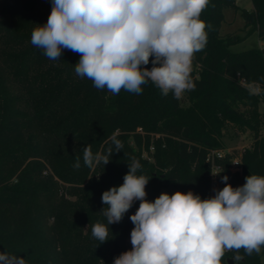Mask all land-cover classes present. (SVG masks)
I'll list each match as a JSON object with an SVG mask.
<instances>
[{
    "label": "trees",
    "instance_id": "16d2710c",
    "mask_svg": "<svg viewBox=\"0 0 264 264\" xmlns=\"http://www.w3.org/2000/svg\"><path fill=\"white\" fill-rule=\"evenodd\" d=\"M253 9H242L244 34H222L226 8L239 9L236 0H209L201 14L207 44L196 52L191 78L195 90L179 100L161 94L151 81L142 93L121 90L113 95L98 90L88 78L75 73L78 53L62 52L59 61L31 44V33L46 24L52 0H0V252L23 257L26 264H114L132 250L130 216L108 226V240L92 235L96 223L107 226L102 209L103 192L123 184L128 163L142 165L137 175L149 180L145 191L150 202L165 187L212 198V151L225 150V132H249L251 142L240 152L215 157L221 177L233 188L248 175L264 176V0H252ZM256 33L261 46L242 51L231 47ZM150 62L147 67L152 68ZM256 82L261 91L250 95ZM142 128L158 142L154 160L143 157ZM116 135L123 149L107 165H84L83 149L104 152ZM239 154L241 170L233 171ZM80 157V168L73 167ZM53 219V221H51ZM73 247V249H71ZM234 252H226L221 264ZM243 254V250H241ZM235 264V262H234ZM241 264H264L260 254L245 256Z\"/></svg>",
    "mask_w": 264,
    "mask_h": 264
},
{
    "label": "clouds",
    "instance_id": "9594fccd",
    "mask_svg": "<svg viewBox=\"0 0 264 264\" xmlns=\"http://www.w3.org/2000/svg\"><path fill=\"white\" fill-rule=\"evenodd\" d=\"M209 0H52L46 24L31 33V44L44 55L59 61L64 50L80 55L75 73L88 78L98 90L117 95L123 89L141 94L151 81L161 94L179 100L195 90L191 78L196 52L207 44V25L201 14ZM151 59L152 68L144 67ZM250 95L261 91L256 82L248 85ZM104 152L83 149L84 165L92 169L107 165L123 149L116 135ZM80 157L73 167L80 168ZM123 184L103 192V215L107 226L96 223L92 235L108 240V226L119 223L140 201L130 216L132 250L114 259V264H221L226 252L241 264L245 256L260 254L264 247V176L248 175L233 188L229 177L212 198L189 191L160 194L146 199L145 175L135 157L128 163ZM243 250V254H241ZM0 264H26L23 257L0 252Z\"/></svg>",
    "mask_w": 264,
    "mask_h": 264
},
{
    "label": "rangeland",
    "instance_id": "374dc122",
    "mask_svg": "<svg viewBox=\"0 0 264 264\" xmlns=\"http://www.w3.org/2000/svg\"><path fill=\"white\" fill-rule=\"evenodd\" d=\"M236 4L239 6V9H234L230 7V8H226L224 11L225 20L222 25V30H221L222 34H226L230 32H236L241 35L244 34L245 21L242 17L241 11L242 9H246L249 11L252 10L253 3H252V0H236ZM262 43L263 42H261L258 39L257 34L254 33L248 38H246L245 40H243L242 42L236 45H233L231 49L233 51H242V50H246V49H250L254 47H259ZM260 108L261 110H264L263 103L261 104ZM138 132L141 134L145 133L144 131H140V128L138 129ZM143 136L144 137H143V144H142V152L143 154L147 155L150 158V159L148 158L146 159H148L149 161H153L155 151L153 152L151 150V146H155V149H156V146L158 142L160 141V143L162 144V147H165L167 144L166 138L163 136H159V135L157 136L152 135L149 140V145H146L147 137L145 134ZM251 140L252 138L249 132L240 133L237 136V135H234V132L232 131V129H228L224 135V141L226 145L225 151L233 152L236 150L240 152L245 146H247L251 142ZM238 157H240L239 154H238ZM171 191H172L171 187H165L162 189L160 194L162 193L170 194ZM51 221H53V219ZM71 249H73V247Z\"/></svg>",
    "mask_w": 264,
    "mask_h": 264
},
{
    "label": "built area",
    "instance_id": "2783aa9c",
    "mask_svg": "<svg viewBox=\"0 0 264 264\" xmlns=\"http://www.w3.org/2000/svg\"><path fill=\"white\" fill-rule=\"evenodd\" d=\"M140 131H143L142 128H140ZM151 150L154 152L155 151V146H151ZM226 154L225 150H218V151H212L209 156L208 160L212 162V172H211V190L213 191L220 182V168L219 166L215 165V157H224ZM145 158L150 159L147 155L143 154ZM231 169L233 171H240L241 170V163H240V158L237 156L233 159L232 161V167Z\"/></svg>",
    "mask_w": 264,
    "mask_h": 264
},
{
    "label": "water",
    "instance_id": "95a60500",
    "mask_svg": "<svg viewBox=\"0 0 264 264\" xmlns=\"http://www.w3.org/2000/svg\"><path fill=\"white\" fill-rule=\"evenodd\" d=\"M229 264H234V261L232 259L228 260Z\"/></svg>",
    "mask_w": 264,
    "mask_h": 264
},
{
    "label": "crops",
    "instance_id": "0c3cea01",
    "mask_svg": "<svg viewBox=\"0 0 264 264\" xmlns=\"http://www.w3.org/2000/svg\"><path fill=\"white\" fill-rule=\"evenodd\" d=\"M261 45H262V44H261ZM261 45H260V46H261Z\"/></svg>",
    "mask_w": 264,
    "mask_h": 264
}]
</instances>
